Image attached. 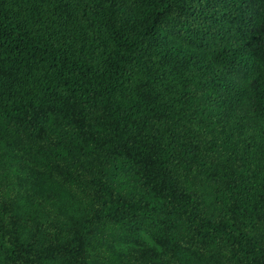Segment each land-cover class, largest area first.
<instances>
[{
  "label": "trees",
  "instance_id": "1",
  "mask_svg": "<svg viewBox=\"0 0 264 264\" xmlns=\"http://www.w3.org/2000/svg\"><path fill=\"white\" fill-rule=\"evenodd\" d=\"M0 264H264V0H0Z\"/></svg>",
  "mask_w": 264,
  "mask_h": 264
}]
</instances>
